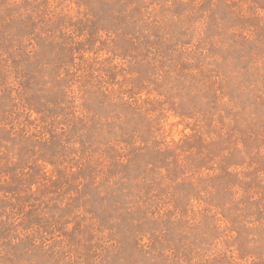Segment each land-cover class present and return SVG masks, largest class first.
Here are the masks:
<instances>
[{
	"label": "rangeland",
	"instance_id": "obj_1",
	"mask_svg": "<svg viewBox=\"0 0 264 264\" xmlns=\"http://www.w3.org/2000/svg\"><path fill=\"white\" fill-rule=\"evenodd\" d=\"M0 264H264V0H0Z\"/></svg>",
	"mask_w": 264,
	"mask_h": 264
}]
</instances>
